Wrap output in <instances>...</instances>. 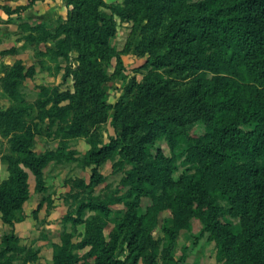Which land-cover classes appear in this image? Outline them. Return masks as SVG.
Wrapping results in <instances>:
<instances>
[{
	"label": "rangeland",
	"instance_id": "374dc122",
	"mask_svg": "<svg viewBox=\"0 0 264 264\" xmlns=\"http://www.w3.org/2000/svg\"><path fill=\"white\" fill-rule=\"evenodd\" d=\"M92 1L95 4L98 0ZM103 1L107 5L123 4V0ZM201 1L204 0H187V3ZM73 9L68 0H38L32 6L29 0H0V108L3 112L0 117V177L7 180L10 176L2 157L10 153V138L15 131L31 128L35 133L34 151L47 157L44 190L36 188L35 177L29 172L30 193L22 208V220L14 225L0 222V264H53L55 245L61 244L65 235L71 234L75 243L82 239L85 224H76L73 220H87L94 215L90 210L79 215L82 202L91 200L110 202L112 214L104 231L109 240L116 221L129 209L124 202L113 201L128 189L123 188L122 180L133 167L145 168V162L137 160L142 147L149 148L148 160L158 152L167 156L172 153L173 124L178 127L177 133L183 129L188 135L179 136L174 132L177 152L182 155L174 178L178 179L188 167L200 169L198 159L186 163V155L192 143L189 137L206 132L211 119L210 106L192 105L189 96L193 85L173 88V68L169 66L157 73L162 76L161 86L148 78L151 69L145 65L151 53L146 48L144 14L139 18L136 11H131L129 14L136 15L138 21L129 18L122 21L118 16H112L110 9L100 7L101 12L112 17L115 34L107 44L88 45L93 51L92 62L86 61L84 72L78 38L64 31V27L70 25ZM91 11L93 13V8ZM60 49L65 51L64 55H60ZM16 64H21L28 76L19 80L17 95L13 98L4 89L2 79L6 75L1 68ZM211 76L209 73L208 78ZM149 85L150 92L151 89H162L157 90L149 103H144V99L149 98L142 90L148 89ZM65 97L66 100L57 102ZM136 101V111L143 113L136 118L140 116L143 124L124 139L123 127L128 123L127 117L118 113L123 108L121 102L124 111L130 114ZM100 103L103 108H97ZM68 105L72 109H67ZM61 108H66L64 113ZM154 121L157 123L151 125ZM79 122L81 133L72 134L78 131ZM159 122L167 127L172 125V128L165 129L164 134L158 133L151 142L150 135L152 130H159ZM255 125L248 122L239 130L251 133ZM119 141L123 146L120 144L113 153L107 150V154L110 153L107 156L96 154L97 163L87 158L91 143L101 149ZM93 175L99 178L97 183L89 186ZM213 193L211 199L220 209L217 220L228 227L227 239L237 238L247 224V217L242 212L241 201L231 198L236 191L230 182H225ZM159 195H163L161 188L156 196ZM153 204L152 197H142L138 208L140 214H146ZM161 204L165 208L157 213L155 224L145 225L141 243L147 246V254L138 264H149L152 254L156 255L157 264L173 261L179 264H233L225 251V237L210 230L206 216H192L189 226H178L173 238L165 231L175 227L173 212L167 202ZM7 236L16 238L9 251L2 243ZM85 252L75 253L84 255ZM120 253L121 259H125L128 250Z\"/></svg>",
	"mask_w": 264,
	"mask_h": 264
},
{
	"label": "trees",
	"instance_id": "16d2710c",
	"mask_svg": "<svg viewBox=\"0 0 264 264\" xmlns=\"http://www.w3.org/2000/svg\"><path fill=\"white\" fill-rule=\"evenodd\" d=\"M29 1L32 6L38 0ZM68 1L74 9L70 12V25L65 26L64 31L78 38L84 72L86 61L92 62L93 51L88 45L107 44L115 34L112 17L101 12L100 7L110 9L111 15L122 21L128 18L138 21L136 15L140 18L144 14L146 48L151 53L145 65L151 69L148 78L161 86L163 81L158 71L168 66L173 68V88L193 85L189 96L192 105H209L211 119L204 134L189 137L192 143L188 147L186 163L198 159L200 169L188 167L178 179L174 178L182 155L177 152L174 132L178 127L173 124L172 153L167 156L158 152L148 160L149 148L142 147L137 160L145 162V168L133 167L122 180L123 188L128 189L113 201L124 202L129 209L116 221L110 239L104 235L112 214L110 202H82L79 215L85 210L93 211L94 215L87 220H73L76 224H85L82 239L75 243L71 234L65 235L62 243L55 245L53 264H138L147 254V246L141 243L145 225L155 224L157 213L165 208L162 202H167L173 212L175 227L165 230L173 238L178 226H189L192 216H206L210 230L225 237V251L233 264H264V0H204L190 5L187 0H123V4L109 5L103 0L95 4L92 0ZM131 11L137 14L130 15ZM64 52L60 49V55ZM1 71L6 75L2 79L4 89L14 98L19 80L25 79L28 73H24L21 64L3 65ZM209 73L212 74L210 79ZM150 86L142 90L149 98L144 99V103H149L157 90L162 89H151L150 92ZM137 102L130 114L124 111L121 102L123 108L118 113L127 117L129 126L123 127L124 139L143 124L140 118L143 113L136 111ZM218 105L221 106L217 108ZM97 108H103L101 103ZM67 109H72L71 105ZM65 110L60 109L62 113ZM2 115L0 108V117ZM137 115L140 116L136 118ZM248 122L256 123L254 132L239 130ZM171 126L159 122V130H152L150 141ZM81 128L79 122L78 131L72 134H80ZM177 135L188 136L183 129H179ZM34 137L35 133L29 127L15 131L10 138L11 151L2 157L10 173L7 180L0 177V222L5 224L14 225L22 220V208L30 193L29 172L35 177L36 188L40 191L45 188L47 157L34 151ZM120 144L123 146L119 141L98 149L97 144L91 143L87 158L97 163L96 154L107 156L110 154L107 150L115 151ZM97 178L93 175L89 186L97 183ZM225 182H230L236 191L231 198L241 201L242 212L247 217V224L237 238L227 239L228 227L217 220L220 209L211 199L213 190ZM160 188L163 195L157 197ZM142 197L154 200L146 214H140L138 210ZM14 240L16 238L11 236L3 239L6 251L12 249ZM82 250H86L84 255L75 253ZM120 250H128L125 259H121ZM149 264H157L155 254L150 255Z\"/></svg>",
	"mask_w": 264,
	"mask_h": 264
}]
</instances>
